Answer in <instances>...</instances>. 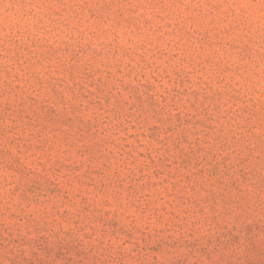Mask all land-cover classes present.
<instances>
[{
	"label": "rangeland",
	"instance_id": "1",
	"mask_svg": "<svg viewBox=\"0 0 264 264\" xmlns=\"http://www.w3.org/2000/svg\"><path fill=\"white\" fill-rule=\"evenodd\" d=\"M0 264H264V0H0Z\"/></svg>",
	"mask_w": 264,
	"mask_h": 264
}]
</instances>
